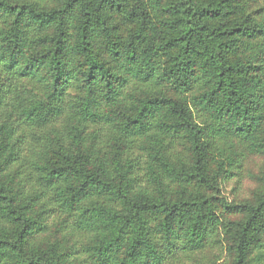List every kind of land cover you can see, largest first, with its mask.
Listing matches in <instances>:
<instances>
[{
    "label": "trees",
    "instance_id": "16d2710c",
    "mask_svg": "<svg viewBox=\"0 0 264 264\" xmlns=\"http://www.w3.org/2000/svg\"><path fill=\"white\" fill-rule=\"evenodd\" d=\"M264 0H0V264H264Z\"/></svg>",
    "mask_w": 264,
    "mask_h": 264
},
{
    "label": "rangeland",
    "instance_id": "374dc122",
    "mask_svg": "<svg viewBox=\"0 0 264 264\" xmlns=\"http://www.w3.org/2000/svg\"><path fill=\"white\" fill-rule=\"evenodd\" d=\"M243 172L237 178L233 177L231 180L220 181V196L226 198L228 201H237L244 198H250L252 191L256 189L255 176L264 171V156H250L242 166ZM225 244L218 243L214 248H209L204 253L205 260L208 262L215 258H223L225 255Z\"/></svg>",
    "mask_w": 264,
    "mask_h": 264
}]
</instances>
